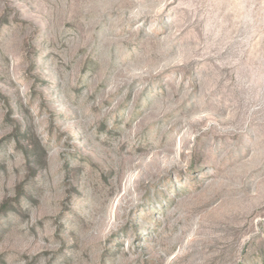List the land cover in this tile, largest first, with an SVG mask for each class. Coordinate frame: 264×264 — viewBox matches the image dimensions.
I'll use <instances>...</instances> for the list:
<instances>
[{
	"label": "rangeland",
	"instance_id": "1",
	"mask_svg": "<svg viewBox=\"0 0 264 264\" xmlns=\"http://www.w3.org/2000/svg\"><path fill=\"white\" fill-rule=\"evenodd\" d=\"M0 264H264V0H0Z\"/></svg>",
	"mask_w": 264,
	"mask_h": 264
}]
</instances>
